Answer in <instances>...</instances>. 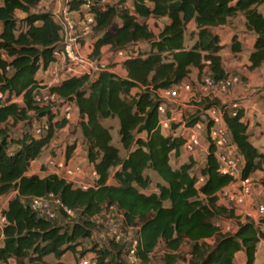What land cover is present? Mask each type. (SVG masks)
Instances as JSON below:
<instances>
[{
    "label": "trees",
    "instance_id": "16d2710c",
    "mask_svg": "<svg viewBox=\"0 0 264 264\" xmlns=\"http://www.w3.org/2000/svg\"><path fill=\"white\" fill-rule=\"evenodd\" d=\"M41 1L0 0V198L15 192L2 211L6 221L0 229V263L47 264L43 259L48 256H78V248L89 240L95 264H127L125 257L148 264L160 243L170 252L164 257L166 264L176 263L171 252H177L183 243L189 247L187 264H234L238 253L243 254L244 264H253L264 232L251 218L239 216L235 205L222 203L220 197L235 180L218 172L211 145L197 175L192 173V158L172 167L170 156L179 157L184 138L161 132L157 109L163 103L154 92L189 81L193 71L198 82L205 75L215 81L227 78L220 56L223 45L212 29L225 26L238 15L255 35L247 71L261 68L264 15L258 8L264 0H120L114 5L89 0L96 37L92 57H99L103 47L114 52L144 43L148 49L138 48L135 57L119 63L125 77L105 70L93 79L70 77L50 88L77 110L88 165L98 175L94 188L87 190L54 174L29 175L32 164L68 123L57 110L36 104L32 97L41 82L36 75L47 70L61 41V25L54 14L35 12ZM87 1L68 0V8L79 11ZM127 1L130 8L125 7ZM16 12L23 18L18 20ZM150 19L168 22L155 33L147 24ZM190 24L194 25L189 34L192 44L186 47ZM230 46L233 53L241 51L236 36ZM43 119L41 126L45 128L40 135L30 131L9 134L19 124L31 127ZM107 120L118 122L123 156L112 144L110 129L103 125ZM196 121V114L191 115L186 125ZM224 123L243 160L241 178L261 171L264 154L250 142L243 109L235 116L226 113ZM177 127L173 124L172 131ZM75 149L76 143L68 146L64 158H71ZM146 171L159 178L156 191L145 193L152 184ZM198 176L203 178L200 185ZM50 193L75 211L74 222L57 225L58 221H68L62 211L58 219L50 221L31 210L28 198ZM110 208L122 215L123 227L136 231L129 241L115 243L110 239L108 247L100 248L93 241L95 230L102 227L96 220ZM220 218L234 221V226L221 230L215 222ZM206 240H213V244ZM133 241L136 247L131 255Z\"/></svg>",
    "mask_w": 264,
    "mask_h": 264
},
{
    "label": "built area",
    "instance_id": "2783aa9c",
    "mask_svg": "<svg viewBox=\"0 0 264 264\" xmlns=\"http://www.w3.org/2000/svg\"><path fill=\"white\" fill-rule=\"evenodd\" d=\"M89 9L90 2L88 0L79 11H70L67 0L61 11L54 14V17L56 15L57 21L61 25V41L58 48L53 52L54 60L45 71L48 81L40 82L32 94L36 104L50 105L58 111L59 117L64 118L67 122L75 107L72 103L52 93L50 88L70 77L86 76L89 79H93L99 73L109 70L107 62L103 57H92L91 53L86 54L82 50L81 38L86 33H81V30H87L89 27L92 29L94 25V16ZM137 50V46H130L114 51L112 60L119 64L122 61L135 57ZM237 82L238 78L235 76H228L219 81H215L209 75L204 76L200 82V90L204 94L205 99L203 101L207 103L194 113L196 114L197 121L191 126L186 125V120L189 117L185 120L177 121L174 117V112L168 111L164 106L165 101L178 102L183 96L185 97L190 94L192 92L190 85L182 82L170 88L155 91L154 94L156 99L163 103L157 109L158 126L161 132L177 136L175 131L182 129L185 132V136H182L184 138L183 148L190 154L196 150H202L207 154L208 147L211 145L214 148L218 172L221 175H228L235 180L233 184L222 192L220 195L221 200L233 205H243L251 194L250 178H241L243 160L238 155L236 147L231 143L229 132L224 123V115L226 113L235 116L237 111L242 109V106L238 102H234L231 106L213 104L217 96L224 94L236 85ZM2 98L0 94V99ZM176 106H179V104H176ZM173 124L178 125L174 132L172 131ZM44 128V126L37 128L35 131L36 135H40ZM43 173L44 175L54 174L65 182L82 190L94 188L95 180L98 178L97 173L92 169L86 175L83 168L75 164L71 158L68 160L65 158L57 160L56 157H52L45 164ZM201 183H203V178L198 176L197 184L200 185ZM14 194L15 192L5 198V205ZM28 200L31 210L41 218L54 221L58 219L60 211H62L68 221L73 220L76 216L75 211L63 206L54 194L50 193L42 197H30ZM5 205L3 209H0V229L3 228L6 221L2 214ZM114 213H116L115 210L110 208L108 211L102 212L97 219L102 217V220H105L106 224L101 223L108 226L107 236L115 243H118L122 240L123 217L117 213L118 221L115 222L111 218ZM256 213L257 216H264V205H260ZM96 222L98 221L96 220ZM101 223L98 222V224ZM103 224H101L102 228L105 227ZM221 230L229 231L230 228L227 226ZM135 247L136 241H133L130 251L131 255H133ZM75 264H95V261L88 262L83 257H78Z\"/></svg>",
    "mask_w": 264,
    "mask_h": 264
},
{
    "label": "rangeland",
    "instance_id": "374dc122",
    "mask_svg": "<svg viewBox=\"0 0 264 264\" xmlns=\"http://www.w3.org/2000/svg\"><path fill=\"white\" fill-rule=\"evenodd\" d=\"M67 0H42L38 7L35 9V12H51L52 14H57L61 11V9L65 6ZM120 0H105L102 2L101 5H114L117 4ZM131 4L130 1H127L125 4L126 8H130ZM259 11L264 15V5L260 6ZM22 13H16V18L18 20L22 19ZM55 19L57 17L55 15ZM168 21L165 19L162 20H153L150 19L147 21V24L153 30V32L157 33L158 29L163 26ZM81 27V26H80ZM194 30V25L190 24L187 28V32L185 35V46L189 47L192 44L190 40L189 34ZM212 31L217 34L220 38V42L223 45V49L220 52V56L222 58L223 67L228 73V76H235L238 78V82L224 94L216 97V101L219 104L231 106L234 102H238L240 105H244L248 112L252 111L250 106H255L259 108L263 103L264 99V64L261 68L255 70L254 72L247 71V58L250 52L252 51V46L255 40V35L249 32L244 25V19L241 15L230 19L228 23L223 27H218L212 29ZM86 33L81 38V43H86L87 48L84 52L91 53L92 52V43L95 40V34L93 29L90 27L87 30H81V33ZM233 36L237 37V40L240 43L241 51L239 53H233L231 51L230 41ZM137 48L142 49V51H147L148 47L146 44H140ZM113 52L108 50V48H103L99 57H103L104 60L107 62V67L112 72L119 74L120 68L117 67L118 63L113 62ZM46 75L38 74L37 79H40L42 82H47L48 79L44 78ZM206 76V75H205ZM190 80L185 81L183 83L190 85L191 93L183 96L181 100L178 102L172 101H165L164 106L168 111L174 112V117L177 121L185 120L187 117L193 115L198 111L199 108H202L207 102L203 101L204 94L201 92V81H196V73L193 71L190 75ZM44 79V80H43ZM16 102H20V99H16ZM253 101V102H248ZM252 103V104H251ZM179 104V106H176ZM250 115V114H249ZM44 119L41 121H34L31 127H28L26 124H19L16 127L9 130V134L11 136H19L23 132L30 131L35 133L36 129L41 127L44 123ZM103 125L110 129L111 136H112V144L120 150L121 155L123 156L124 153L121 149L119 144V138L117 135L118 130V122L117 120H107L103 123ZM11 128V127H10ZM249 131L252 135L251 143L256 145L257 148L261 150L264 149V121H261V118L258 117L257 113H254L250 119V128ZM177 136H185V132L182 129H178L175 131ZM73 143H76V149L72 153L71 159L75 164H78L80 167L83 168L86 175H88L90 166L88 165L87 161V150L86 146L82 143V135L80 129L78 127V114L77 111L74 109L72 115L67 123V126L62 129L61 131L57 132L52 142L49 146L42 152L40 158L32 164L30 169V173H38L39 171H43V167L48 160L52 159V157H56V159H63L65 156V151L68 146H71ZM189 158L194 160V168L192 173L197 175L199 169L204 165L206 153L202 150H196L194 153H188L185 151L184 148L181 149L180 155L178 158L170 156V163L172 167H178L182 163H187ZM40 175V174H39ZM146 175H148L151 180L152 184L150 189L145 193H150L156 191L155 185L156 183L160 182L159 178L152 172L146 171ZM43 176V175H40ZM88 177V176H87ZM89 181V180H88ZM112 182V181H110ZM251 183V194L247 198L245 204L243 205H235L237 214L242 217H249L253 218V221L259 225L260 229L264 232V216H257L256 210L260 205H264V167L261 172H257L250 177ZM222 203L226 204L228 202L223 201ZM5 205V199H0V209H3ZM249 215V216H248ZM113 220L115 222L118 221V214L114 213L112 215ZM97 221L99 223L103 222L106 224L105 220L98 218ZM72 223L74 220L71 221H58L56 222L57 225H64L65 223ZM97 222V223H98ZM216 225L219 226L221 229L229 226H234V221L229 220L227 218H220L217 219ZM101 223V224H103ZM100 224V225H101ZM104 225V224H103ZM105 227H100L95 230L93 241L94 244L98 245L100 248H105L109 246L110 237L107 236L108 226L104 225ZM121 228V227H120ZM106 229V230H105ZM136 230L134 229H126L123 227L121 230L122 239L129 241ZM208 245L213 244V240H206L205 241ZM92 243L89 240H84L83 245L78 248V256H75L71 253H67L63 258L62 263H56L54 257H47L45 259L47 264H75L76 257H79L80 253H83V258L88 261L92 262L94 260V253L91 251ZM188 244L183 243L180 249L174 254L176 257L175 264H187L188 259ZM257 253L255 256V261L253 264H264V242H261L257 247ZM170 252L167 251L162 243H160L154 253L150 257V262L148 264H166L164 257L169 254ZM127 264H140L134 258L125 257ZM244 256L242 254H237L234 260V264H244ZM0 264H18L15 261H9L7 263H0ZM24 264H27L25 261Z\"/></svg>",
    "mask_w": 264,
    "mask_h": 264
},
{
    "label": "crops",
    "instance_id": "0c3cea01",
    "mask_svg": "<svg viewBox=\"0 0 264 264\" xmlns=\"http://www.w3.org/2000/svg\"><path fill=\"white\" fill-rule=\"evenodd\" d=\"M259 10V9H258ZM16 13H18V12H16ZM20 13V12H19ZM24 16V15H23ZM23 18V17H22ZM244 19V18H243ZM223 27V26H222ZM82 44V43H81ZM92 47V46H91ZM87 48V44L86 43H83L82 44V50L84 51L85 49ZM103 48H107V47H103ZM103 48L101 49V52H102V50H103ZM252 48H253V46H252ZM117 67L118 68H120V72H119V74H117V75H119V76H121V77H125L126 76V73H125V71L121 68V66L120 65H117ZM115 73V72H114ZM38 74H44V75H46V77L44 76V78H46V79H48V76H47V74L45 73V71H39L38 72ZM37 74V75H38ZM37 75H36V79H37ZM39 81H41L40 79H38ZM44 80V79H43ZM41 83H42V81H41ZM248 102H253V101H248ZM252 104V103H251ZM242 106V109H243V113H244V120L246 121V123H247V125H248V132H249V134H250V142H252L251 141V137H252V135H251V133H250V131H249V128H250V119H251V117L253 116V114L254 113H257L258 114V117L259 118H261V121H264V100H263V103L261 104V107L259 108V106L258 107H256V105L254 106H250L251 108H252V111L251 112H248L247 111V109H246V107L244 106V105H241ZM75 110H76V108H75ZM77 111V110H76ZM250 114V115H249ZM52 142V141H51ZM256 148H257V146L256 145H254ZM258 149V148H257ZM259 150V149H258ZM260 152H262L263 154H264V149L263 150H261L260 149ZM37 161V160H36ZM32 167V166H31ZM263 167H264V163H263ZM262 170H263V168H262ZM261 170V171H262ZM261 171H258V172H261ZM257 173V172H256ZM32 174H40V175H43L44 176V173H43V171H39L38 173H30L29 172V175H32ZM255 174V173H254ZM252 176V175H251ZM250 176V177H251ZM249 177V178H250ZM7 204V203H6ZM5 207H6V205H5ZM4 207V208H5ZM263 242V241H262ZM261 243V242H260ZM259 243V244H260ZM258 244V245H259ZM258 247V246H257ZM256 253H257V251H256ZM238 254H242V253H238ZM243 255V254H242ZM256 256V255H255ZM48 257H50V256H48ZM52 257V256H51ZM65 257V255L61 258V259H55V262L56 263H62L63 262V258ZM47 257H45L43 260L45 261V259H46ZM46 262V261H45Z\"/></svg>",
    "mask_w": 264,
    "mask_h": 264
}]
</instances>
